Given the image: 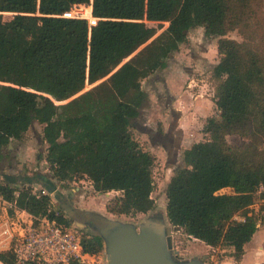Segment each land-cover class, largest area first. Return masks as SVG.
Here are the masks:
<instances>
[{
    "label": "trees",
    "instance_id": "obj_1",
    "mask_svg": "<svg viewBox=\"0 0 264 264\" xmlns=\"http://www.w3.org/2000/svg\"><path fill=\"white\" fill-rule=\"evenodd\" d=\"M252 1L0 0V167L4 150L36 122L51 179H87L98 193L119 192L105 206L112 215L151 211L154 158L130 132L147 101L141 82L202 28L217 38L216 115L202 129L206 139L184 151L165 210L171 226L210 248H231L239 262L264 221V208L252 209L264 198V38L252 37V18L234 16ZM74 5L90 7L97 25L59 17ZM161 21L169 24L161 32L147 25ZM235 29L241 42L226 37ZM86 84L93 87L83 93ZM232 135L240 147L228 143ZM0 196L33 217L67 221L47 195L0 184ZM82 246L103 249L98 236ZM0 264H14L12 254L0 252Z\"/></svg>",
    "mask_w": 264,
    "mask_h": 264
},
{
    "label": "rangeland",
    "instance_id": "obj_2",
    "mask_svg": "<svg viewBox=\"0 0 264 264\" xmlns=\"http://www.w3.org/2000/svg\"><path fill=\"white\" fill-rule=\"evenodd\" d=\"M242 9V8H241ZM236 8L235 14L243 12L241 18H252L254 25L253 35L256 40L264 38V0H253L243 10ZM240 12V13H239ZM3 20H10L11 14H3ZM149 27L159 29V32L165 30L169 24L166 22L152 23L148 22ZM191 37L179 49L166 59V67L155 71L141 82V89L147 95V101L141 110V115L133 121L130 126V132L138 143L139 147L148 152L154 158L152 168L153 190L151 198L154 207L146 214H135L134 216L112 215L109 214L105 206L113 202L120 196L119 192L98 193L94 191L92 183L87 179L80 181L57 182L50 178V171L47 164L39 156H44L47 145L42 139L43 126L34 123L31 128L18 141H12L10 148L4 150V160L0 167V184L9 185L17 190L28 188L32 193L40 194L45 191L50 197L51 208L58 210L56 197L64 196L71 200L75 208H82L93 213L101 214L111 219L130 222L138 226L151 213L165 211L166 197L165 190L170 178L174 173L183 167V153L193 144L202 142L206 139L202 129L206 120L216 115V109L213 104L215 81L212 78V69L218 63L217 53H214L212 42L208 43L196 31H190ZM239 29L227 33L226 37L237 42L242 41ZM216 40L217 38H212ZM206 47V53L201 52V47ZM202 59L203 62L200 60ZM195 65V66H194ZM194 67V74L190 75L183 71V67ZM166 81L169 88V95L176 99L169 108L164 106L167 102L168 95H164L161 86V80ZM186 82V84H184ZM19 84L18 79L14 85ZM190 84L191 88H187ZM93 86L85 85L83 93L90 90ZM160 96V98L158 97ZM170 110L179 114L176 121L177 128L172 130L170 145H167V130L169 129ZM135 124L146 126L148 128H161L164 134L162 143H166V148L161 144L150 141L146 134L139 132ZM136 125V126H138ZM175 131L180 132L176 137ZM167 136H166V135ZM242 140V139H241ZM234 146L233 141L229 140ZM177 144L176 148L172 146ZM243 144L241 141L240 147ZM237 147V146H234ZM30 178L31 181L25 180ZM46 186H52L54 192L49 194ZM0 211V223L1 219ZM81 234L84 238L90 239L92 234L87 229H82ZM167 235L172 240V250L176 251L178 258L189 260L193 257L199 258L204 264H218L220 261V252L214 253L213 261L210 260L212 254L206 253L204 247L198 242L192 241L181 229H175L170 224L167 225ZM104 248V247H103ZM102 249L101 252H103ZM100 252V253H101ZM181 253L182 255H179ZM102 256V255H101Z\"/></svg>",
    "mask_w": 264,
    "mask_h": 264
},
{
    "label": "built area",
    "instance_id": "obj_3",
    "mask_svg": "<svg viewBox=\"0 0 264 264\" xmlns=\"http://www.w3.org/2000/svg\"><path fill=\"white\" fill-rule=\"evenodd\" d=\"M86 8L74 5L59 17L85 20L90 29L99 19L91 12L86 15ZM259 193L264 196V186L260 187ZM40 194L48 195L45 191ZM260 207L264 208V198L252 209L257 212ZM0 211V252H10L14 264H106L104 252L84 251L83 235L67 221L59 223L48 217H33L1 196Z\"/></svg>",
    "mask_w": 264,
    "mask_h": 264
},
{
    "label": "water",
    "instance_id": "obj_4",
    "mask_svg": "<svg viewBox=\"0 0 264 264\" xmlns=\"http://www.w3.org/2000/svg\"><path fill=\"white\" fill-rule=\"evenodd\" d=\"M136 129L143 134L150 132L146 126L138 125ZM46 191L54 192L48 188ZM76 213L78 219L88 224L101 239L106 264H204L197 257L178 258L177 252L172 250V240L167 235L166 210L151 213L138 226L93 212L79 210Z\"/></svg>",
    "mask_w": 264,
    "mask_h": 264
},
{
    "label": "crops",
    "instance_id": "obj_5",
    "mask_svg": "<svg viewBox=\"0 0 264 264\" xmlns=\"http://www.w3.org/2000/svg\"><path fill=\"white\" fill-rule=\"evenodd\" d=\"M88 8H90V7H88ZM90 10H91V8H90ZM194 31H196L198 34H200V36L203 39L208 41L207 46H208L209 42H212L213 51H214V53H217V51H216V40H214L212 38H206L204 36L202 28L195 29ZM190 35H191V32H188L187 39H189L191 37ZM201 52H204V54H205L206 53V47H204V46L201 47ZM200 60L203 62L202 59H200ZM226 139H227L228 143H230L229 140L233 141L234 146H237V147L240 145V143L242 141L238 136H235V135L227 136ZM230 144L232 145V143H230ZM222 192H225V191H222ZM190 239L192 241L198 242L199 245L203 246L206 253L212 254L210 257L211 261H213V259H214V256H215L214 253L220 252L221 255H220V261L218 262V264H264V221H262V223H259L257 225L256 231L254 232L251 240L244 245L243 254H242L239 262H236L234 260V257L232 256L233 250L231 248H210L198 240H195L192 238H190ZM179 255H182V254L179 253ZM213 264H215V263H213Z\"/></svg>",
    "mask_w": 264,
    "mask_h": 264
},
{
    "label": "flooded vegetation",
    "instance_id": "obj_6",
    "mask_svg": "<svg viewBox=\"0 0 264 264\" xmlns=\"http://www.w3.org/2000/svg\"><path fill=\"white\" fill-rule=\"evenodd\" d=\"M193 68L194 67H192V66L183 67V71L186 72L187 74L192 75V74H194L193 73L194 72ZM160 82H161V86H162V88L164 90L163 91L164 95L165 94L168 95V100H167V102H164V106L166 108H169L170 105L173 102L176 101V99L169 95V88L166 85V81L163 79ZM184 84H186V82ZM192 87H191L190 84H187V88H191L192 89ZM158 97L160 98V96H158ZM172 111H174V110H170V118H171V120H170V122L168 124L169 129L167 130V135H168L167 145L168 144L170 145V141H171V137H172L171 131L172 130H176V128H177L176 121H178V118H179V114H175ZM136 125H138V124H135L134 127H137ZM148 129H149L150 132L148 134H146V136L149 137L150 141L153 142V143L161 144L162 147L166 148V146H167L166 143L165 144L162 143L163 139L165 140V138H163L164 134L161 132V128L156 126L154 129L153 128L152 129L148 128ZM175 134H176V137L180 136L179 135L180 132L175 131ZM172 146H174V148H176L177 144L173 143ZM25 180L31 181L30 178H26ZM56 202L58 204V207H57L58 211L63 215V217L67 220V222L69 224H71V226L73 228L78 230L80 233H81L82 229H87L88 231L91 232L92 237L97 235L96 232L94 230H92L91 227L88 224H86V223H84V222H82V221H80L78 219V216H77V213H76V211H79V210H81L83 213H92L91 211L86 210V209H82V208H75L74 203L71 200L65 198L64 196L56 197ZM75 214H76V216H75Z\"/></svg>",
    "mask_w": 264,
    "mask_h": 264
},
{
    "label": "bare ground",
    "instance_id": "obj_7",
    "mask_svg": "<svg viewBox=\"0 0 264 264\" xmlns=\"http://www.w3.org/2000/svg\"><path fill=\"white\" fill-rule=\"evenodd\" d=\"M91 12L90 8L86 9V15H88Z\"/></svg>",
    "mask_w": 264,
    "mask_h": 264
}]
</instances>
